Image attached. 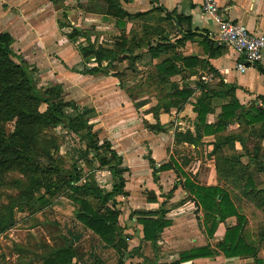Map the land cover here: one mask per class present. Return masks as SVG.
Returning <instances> with one entry per match:
<instances>
[{
    "label": "crops",
    "instance_id": "0c3cea01",
    "mask_svg": "<svg viewBox=\"0 0 264 264\" xmlns=\"http://www.w3.org/2000/svg\"><path fill=\"white\" fill-rule=\"evenodd\" d=\"M66 1L75 3V6L71 5L73 9L69 14L65 11L64 15L61 11L67 8ZM215 2L223 18L241 24L251 33L264 34V0ZM53 3L56 4L53 0H0V34L11 37L10 49L22 55L29 65L35 61L30 56L46 51L57 53V69L69 68L80 82H85L87 88L91 87L85 88L83 94L81 89L76 92L89 102H67L80 111L91 112L89 124L96 129L99 142H107L121 158L120 167L125 170L124 188L117 201L123 206L121 217L127 218L125 234L133 235V231H137L135 237L127 241V249L121 256L122 264H171L177 262L182 253L206 246L216 252L214 257L181 264L247 260L226 259L216 248L225 230L235 226L236 219L232 217L218 223L213 234L208 236L205 213L195 205L183 184L186 178L201 187L226 189V184L233 183L231 178L225 179L217 174L221 157L212 153L215 136L202 135L195 106L203 93H211L213 113L207 114L205 122L216 124L221 106L231 100L230 97L218 95L230 87L233 98L240 106L264 110V53L257 65L246 66L244 71L238 70L236 65L239 60L235 53L215 43V26L201 12L202 0H117L116 9L110 8L106 0H57V24L52 21ZM59 15L70 20L67 26L71 30L84 31L90 38L76 36L69 39L67 34L63 35L65 26L59 22ZM81 19L85 23L93 21L94 28H88L89 24L85 28L92 33L79 29L77 22ZM96 30L108 31V34L104 36V33ZM121 38L134 41L135 47L131 53H123L112 69L107 70V63L102 62V70L109 72L107 74H82L83 70L93 68L95 64L94 60L90 64L83 61L80 47L75 46L77 39L84 41L82 47H87L91 42L111 49L114 43L121 42ZM50 39L54 40L47 44L45 41ZM138 42L143 45L140 47ZM26 55H30V59ZM35 63L38 68L37 61ZM47 63L53 69L54 66ZM107 83L112 84V90L103 87ZM95 95L98 100L93 101L90 97ZM62 98L65 100L64 91ZM243 126L238 122L227 126L222 135L233 134L243 142L236 139L231 145H224L222 153L225 156L237 155L240 163L249 170L257 167L253 150L258 144V165L260 172H264V138L260 140L248 134L243 138ZM259 127L257 125L255 129ZM247 129L250 130V127ZM178 134H190L193 138L198 134L201 138L196 143H190L177 137ZM183 148L193 151L206 148L208 154L204 160L185 159L176 155ZM199 164L208 168V183L203 184L200 179L201 183L195 181L193 176L199 174L197 171L190 172L193 176L187 172L192 165ZM162 166L168 169L161 170ZM177 176H181V179H176ZM101 188L109 192L112 185L109 190ZM228 193L235 205L231 192ZM161 210L165 211V219L171 225L161 231L155 249L151 242L140 243L141 227L134 220L129 221L128 217L131 212L157 213ZM65 215L66 218L57 217V223L64 227L62 231L57 228L58 238L60 233L71 236L72 227L77 226L72 222L73 215ZM93 237L98 240L99 247L101 245L99 251L103 256L95 253L96 246L85 244ZM58 241H61L60 238ZM73 250L76 264H96V261L118 264L120 258L113 248L90 232H86L79 241H74ZM257 257L263 260L260 251ZM25 258L6 256L0 250V261L4 259L6 264H30L29 259Z\"/></svg>",
    "mask_w": 264,
    "mask_h": 264
},
{
    "label": "trees",
    "instance_id": "16d2710c",
    "mask_svg": "<svg viewBox=\"0 0 264 264\" xmlns=\"http://www.w3.org/2000/svg\"><path fill=\"white\" fill-rule=\"evenodd\" d=\"M53 1L57 3V0ZM106 2L110 8L115 7L116 9L117 0H106ZM94 6L96 7L97 3ZM118 25L120 27V24ZM76 36L88 38L87 34L77 30H72L68 38L72 39ZM120 40L121 42L114 43L111 49L101 45L96 46L91 42L87 47H81L80 54L83 61L90 64L91 60H94L95 64L93 68L83 70L82 74L97 76L109 73L102 70V62L107 63V70L112 69L114 63L120 61L123 53H131L135 47L133 40L124 38ZM11 42L12 39L8 34H0V169L5 170L13 164L19 165L20 168L28 166L30 153L40 131L44 127H63L84 146L83 158L94 162L97 165V171L105 170L112 178V188L107 192L99 187L93 175L85 183H79L80 173L73 176L76 185L71 188L73 191L71 201L79 206V210H75L72 222H75L77 226L72 227L71 236L60 233L59 238L62 245L57 248L53 247L41 256L40 260L42 264H76L73 243L79 241L86 232H90L104 244L113 248L120 257L118 264H122L121 256L127 249V241L133 239L137 231H133V235L125 234L127 227L120 223L123 206L117 198L123 194V173L125 172L120 167L121 158L111 150L107 142L99 144L97 133L93 132V126L89 124L91 112L80 111L74 104L65 102L62 98L61 86L57 85L47 89L37 87L33 71L10 49ZM137 45L141 47L143 44L138 42ZM218 96L230 97L231 100L221 106V114L216 124L205 122L207 114L213 113L210 103L211 93H203L195 106L198 121L202 126V135L215 136L212 153L221 157L216 168L217 174L225 179L231 178L233 182L242 183L241 194L257 207L264 209V190L257 188L254 174L248 172V168L240 163L237 155L225 156L222 153L224 145H231L236 139L243 142L240 137L235 138L233 134L222 135L230 123L238 122L244 125L245 128L241 133L243 138L245 134L260 140L264 138V110L245 109L240 106L233 98V89L230 87L224 93L220 91ZM41 106H46L44 111H40ZM68 108L73 112V116L66 112ZM13 119H16L14 129L6 135L3 123ZM257 125H260L259 129H255ZM248 127L250 130H246ZM177 137L184 138L190 143H196L201 138L198 134L196 138L190 134H178ZM259 153V145L255 144L253 159L260 172L257 160ZM167 169L166 166L161 167V170ZM35 171H38L36 167ZM183 185L195 205L205 213L204 222L208 236L213 234L218 223L232 217L236 219L235 226L226 229L222 241L216 245L224 258L252 259L255 264H264L263 260L257 257L258 247L250 243L244 235L246 217L237 211L226 189L201 187L188 178ZM33 192L31 191V197L20 195L12 201V204H16L20 209L33 205L37 201L33 198ZM11 215L0 214V235H5L14 228L15 223ZM217 218H219L218 222ZM128 220H134L136 225L141 227L140 243L151 242L155 249L159 234L171 225V222L165 219L163 210L157 213L131 212ZM53 225L60 231L64 228L58 223ZM68 244L71 246L68 247ZM215 255L216 252L209 246L196 248L182 253L179 260L171 264L212 258ZM96 264L101 263L96 261Z\"/></svg>",
    "mask_w": 264,
    "mask_h": 264
},
{
    "label": "rangeland",
    "instance_id": "374dc122",
    "mask_svg": "<svg viewBox=\"0 0 264 264\" xmlns=\"http://www.w3.org/2000/svg\"><path fill=\"white\" fill-rule=\"evenodd\" d=\"M65 4H68L67 8H63L61 11L64 15L65 11H68L69 14L73 9L70 7L71 5L75 6V3H69L67 1ZM53 5L54 11H51L52 21H56L57 24V3H53ZM59 17V22L65 26V29L62 31L63 35L64 33L69 35L72 32L69 26H67L70 20L60 15ZM92 22L85 23L84 19H81L77 24L79 25V29L86 30V24H89V26H87L88 28H94L92 27L94 26ZM109 27L111 28L112 26L109 25ZM86 31L92 33L88 30ZM96 32L104 33V36L108 34V31L96 30ZM112 32L115 33L113 30ZM93 37L97 38L96 35ZM53 40L50 39L47 40L48 42H45L48 44L53 42ZM76 44L75 46L81 48L84 41L82 39H77ZM35 55L34 57L29 56L31 59L37 61L38 68L36 67L35 61L33 64L29 65L22 55L18 54L17 56L25 61L33 71V77L38 88L47 89L60 84L65 94V102L69 100H73L77 102V104L89 102L76 92L81 89L83 94V92L85 93V88L89 89L91 87L87 88L85 82H80V79H78L79 77L75 76L73 71L69 68L60 67L57 69V53L46 51L43 54ZM29 56L27 57L29 58ZM47 62H50L49 66H54L53 69L48 67ZM33 67L35 69H33ZM103 87H107L109 90L111 88L112 90L113 86L111 83H107ZM90 98L93 101L98 100L96 95ZM45 108L46 106H41L40 111H44ZM66 112L73 116V112L70 108L66 109ZM15 123L16 119L3 123L6 135L13 131ZM95 131L96 129H93V132ZM35 141L36 144L30 153V163L28 166L20 168L19 165L13 164L5 170L0 169V214H4V216L12 214L11 218L15 223L14 228L11 229L8 234L0 236V250H2V253L4 255L6 254V256H26L30 264H38V262L41 261V256L53 247L57 248L58 244L62 245V243L58 241L57 227L53 224L57 225L58 215L66 218L67 215L65 214H68V217H72L75 210H79V206L71 201V197L73 196L71 188L76 185L73 181V176H75L76 173H80L79 183H85L86 180L93 175L99 187L109 190L112 185L110 174L105 170H103V173L95 172L97 171V165L83 158L84 146L79 143L75 136L67 132L63 127H44L40 131L38 139ZM99 144H101V142H99ZM206 151V148L205 150L201 148L200 151L183 148L179 150L176 155H181L182 158L185 159L190 157L191 159L197 158L204 160L208 154ZM35 167L38 170L37 172L35 171ZM257 169L256 166H253L248 172L254 174L257 188L264 190V172L257 173ZM194 171H197L199 174L193 176L190 172ZM187 172H189L188 174H191L198 183H201L199 179L203 184L208 183V175L210 173L207 167L201 166L200 164L192 165ZM176 179L180 180L181 176H177ZM241 184L240 182H233L230 185L226 184L228 185L226 189L231 192L233 201L238 207L239 212L246 217L245 237L250 243L258 247L264 262V209L257 207L252 201H249L241 194ZM31 191H34L33 198L37 200L33 205H27L23 209H20L16 204H12V201L19 198L20 195L31 197ZM126 222L127 218L125 219L124 216L120 217L121 224L125 226ZM232 222L234 223V221ZM136 227L135 225V228ZM88 243L96 246L95 253H100L99 249L101 245L99 247L98 240L95 237L87 240L85 244ZM100 255L103 256V253L101 252ZM3 260L0 261V264H6L7 261ZM216 264L255 263L252 259H247L245 261L235 262L220 260Z\"/></svg>",
    "mask_w": 264,
    "mask_h": 264
},
{
    "label": "built area",
    "instance_id": "2783aa9c",
    "mask_svg": "<svg viewBox=\"0 0 264 264\" xmlns=\"http://www.w3.org/2000/svg\"><path fill=\"white\" fill-rule=\"evenodd\" d=\"M201 12L215 26V43L235 53L239 60L236 65L238 70L244 71L246 66L260 63L264 53V34L251 33L241 24L223 18L215 0H202Z\"/></svg>",
    "mask_w": 264,
    "mask_h": 264
},
{
    "label": "water",
    "instance_id": "95a60500",
    "mask_svg": "<svg viewBox=\"0 0 264 264\" xmlns=\"http://www.w3.org/2000/svg\"><path fill=\"white\" fill-rule=\"evenodd\" d=\"M71 246V244H68V247H70Z\"/></svg>",
    "mask_w": 264,
    "mask_h": 264
}]
</instances>
